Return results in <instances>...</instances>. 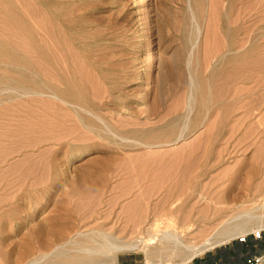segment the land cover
Wrapping results in <instances>:
<instances>
[{"label": "rangeland", "instance_id": "374dc122", "mask_svg": "<svg viewBox=\"0 0 264 264\" xmlns=\"http://www.w3.org/2000/svg\"><path fill=\"white\" fill-rule=\"evenodd\" d=\"M0 1V83L29 87L0 93V264L19 262L33 225L117 229L131 200L160 227L176 217L189 244L241 212L243 229L183 264H264V0ZM110 264L147 259L120 250Z\"/></svg>", "mask_w": 264, "mask_h": 264}, {"label": "bare ground", "instance_id": "6f19581e", "mask_svg": "<svg viewBox=\"0 0 264 264\" xmlns=\"http://www.w3.org/2000/svg\"><path fill=\"white\" fill-rule=\"evenodd\" d=\"M85 3H88V2H85ZM92 3L90 2L88 4H91V5L95 4V3H93V4ZM80 5L79 6L75 5L76 7H74V10H76V8H78V7L79 8L82 7V4H80ZM8 7H9V4L3 3L2 1H0V17L6 18L4 15L6 13H9V12H8V10H4V9H7ZM82 8H84V6ZM85 10L86 9H84V11ZM69 12L71 13V11H69ZM11 15L15 16L17 14L12 13ZM70 17H71V14H70ZM85 18H87V16ZM111 28L109 30H113L114 27L112 29ZM94 32H92V33H94ZM86 33H88V32H86ZM145 37H146L145 38L146 41H145V43H143V47L141 48V50L146 54H149L152 51L151 52L152 55H151V53H150V56L147 55L149 57H152L153 53H154L153 52L154 45L152 43L150 36H145ZM71 41H72V39H71ZM5 46H7V45H4V49H0V51H10L8 49V47H5ZM72 48H73V46H72ZM89 51L94 52L93 49L89 50ZM100 52H101V50H100ZM84 53H86V52H84ZM87 54L88 53H86L85 55H87ZM102 54L103 53H101V56H102ZM108 54H107V56H108ZM246 54H249V53H246ZM3 55H7L8 58H12V56H13L7 52H6V54H3ZM95 55H97V54H95ZM99 55L100 54H98V56ZM112 56L111 57L108 56V57L112 58ZM92 57H93V55H92ZM105 57H106V54L104 55V58ZM108 57L105 58V60L109 59ZM84 59H85V57H84ZM100 60H102L101 57H100ZM13 61H15L20 67H22L20 65V59L19 58H15ZM170 61L172 62V60H170ZM170 61L168 60V62H170ZM112 65L113 64H111V66ZM107 66H108V64H107ZM154 66H155V64H154ZM169 66L171 68L172 64H169ZM109 67H110V65H109ZM232 67L233 66H231V68ZM146 68L149 70H151V68H154L151 61L149 62L148 66H146ZM171 74H172V72H171ZM169 77H170V75H169ZM114 78H115V76H114ZM20 80H22V81L26 80V75L25 76L22 75L20 77ZM189 81H191V80H189ZM6 88L8 90H5ZM24 88H26V89H24ZM28 88H29L28 86L25 87V86H22L20 84L18 86L12 87V86H9L7 84L0 83V93L12 92V91H14V93H20V94H21V92L27 93ZM188 90H189V87H188ZM33 92H34V94L41 93L37 89H36V91H33ZM31 94H33V93H31ZM42 94H44V93L42 92ZM52 95L56 96V94L54 92H52ZM116 97H118V96H116ZM187 97H189V96H187ZM71 98H73V96H72V91H71V85L69 83V106L73 107L74 105L72 104V102L70 100ZM62 101H64V100H62ZM65 103H67V102H65ZM88 112H90V111H88ZM137 142H139V141H137ZM139 143H141V142H139ZM88 179H87V181L90 180V179L89 180ZM90 181H93L95 183L94 179L90 180ZM82 182H83V179H81V184H82ZM101 183H102V181H101ZM101 183L99 182V183H97V185L101 184ZM83 184L86 185L85 183H83ZM104 184H105V182H104ZM87 186H89V184ZM96 188H97V186H96ZM76 191H78V190H76ZM73 193L75 194V192H73ZM76 195H73V196H76ZM96 196L98 197L100 195H96ZM96 196L92 197V198H87L89 196H86L82 199V201H84L86 205L91 206L90 204L86 203V201L90 202V203L91 202L94 203L96 200L98 201V199H96ZM93 199H94V201H93ZM95 203H97V202H95ZM95 203L93 205H95ZM125 204L126 203H124V206H125ZM83 206L85 207V209L87 208L85 205H83ZM84 207H82V208H84ZM82 208H79V209H82ZM89 208H91V207H89ZM89 208H87V210ZM79 209H78V211H79ZM91 209H89V211ZM182 209H183V212L185 214L187 209H185L184 207H182ZM83 210L84 209H82L81 212L84 215H86L88 213V211L85 210L84 211V212H86V214H85L83 212ZM104 211H106V210H104ZM111 211H112V209H111ZM90 212L94 213V210L92 209ZM116 212H117L116 214L124 215V219L122 222L123 224L120 222L121 226L118 225L117 227H119V226L120 227L117 229H114V227H110L109 230L104 229L101 225L95 223L97 221H95V222L93 221L95 224L93 222L90 223L89 225L91 226V224H92V226L86 230H79V228L76 229L74 225L70 226V224H69V228L67 227L69 231L67 230L66 227L61 226L60 224H58V225H60L59 227H57V226L54 227V226L49 225L50 223H48V225L45 223L44 224L43 223H41V224L37 223L39 225H37V224H36L37 226L33 225V227L31 226L32 228H29V230L27 228L26 232H22L23 235L21 236L22 238L19 240L20 241L19 245H18L19 250H18V254H17V258H18L17 261H19V262L15 263L16 260H14V259H13V261H15L14 262L15 264H110L116 260V253L120 250L143 249L145 256H146V259H147V264H160V262H156V263L153 262L151 260V258L152 257H162L163 255H165V253L167 254V252H170L171 255L176 257V260L173 261V264H183L184 260L190 259L193 256H195L196 254H199L206 249H210V248H212L218 244L226 242L227 240H229L233 236V234L236 230L243 229V227L246 226V221H248V219L246 217L240 216L241 212H239L238 214L235 213L234 215L228 216V218H226V219L222 220V222H220L221 223L220 228L216 231V233L213 237L205 239L200 244H189V243L185 242L180 237V235L183 233L182 231H184V230H182V229L179 230L178 225L177 226L175 225V223L177 222L176 217H175V219H173V218H170V220L167 219V221H170V222L167 223V221H166L167 224L165 223L166 227H167V225H168V227H170L172 225V227H170V228H165V226L160 227L161 225H159V222H157V220H154L153 218L150 219L148 216V213H147V209H146V211L144 209H142L141 205H139L136 200H134V201L131 200L129 202V204H127L124 208L118 209V211L116 210ZM92 213H90V214L92 215ZM108 213H110V211L106 212V214H108ZM104 214H105V212H104ZM108 215H107V217H108ZM90 216H89V218H90ZM70 217H69V220H71V219L73 220V218L70 219ZM81 219H82V217H81ZM106 220H107V218H106ZM182 220H183V218H182ZM74 221H77V220L74 219ZM79 221H80V218H79ZM119 221H120V219H119ZM119 221L117 220L116 222H119ZM184 221H186V220H184ZM86 225L88 227V224H85V226ZM108 226H109V224H108ZM111 226H113V225H111ZM106 227H107V225H105V228ZM183 229H185V228H183ZM239 232H240V230L238 231V233ZM242 232H244V231L242 230ZM235 235H237V234H235ZM53 237L55 238L54 239L55 241L58 240L56 243H54V241L52 240ZM157 240L160 241L161 243L158 245H155ZM51 241H53V242H51ZM2 253H4V252H2ZM5 254H6V252H5ZM5 254H4V256H5ZM5 258L6 257H4V259ZM8 258H9V256H8ZM17 258H15V259H17ZM7 261H9V259ZM10 262H11V264H13L12 261H10ZM167 263L169 264V262H167Z\"/></svg>", "mask_w": 264, "mask_h": 264}, {"label": "built area", "instance_id": "2783aa9c", "mask_svg": "<svg viewBox=\"0 0 264 264\" xmlns=\"http://www.w3.org/2000/svg\"><path fill=\"white\" fill-rule=\"evenodd\" d=\"M250 234L253 238H260L261 234H262V230L256 229V230L252 231ZM247 237H248V235L245 234L242 236H238L236 239L240 242H245ZM262 258H263L262 256H253L252 258H248L246 260L245 264H260Z\"/></svg>", "mask_w": 264, "mask_h": 264}]
</instances>
